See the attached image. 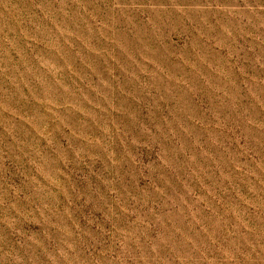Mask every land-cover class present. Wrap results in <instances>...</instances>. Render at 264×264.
Returning a JSON list of instances; mask_svg holds the SVG:
<instances>
[{
  "label": "rangeland",
  "instance_id": "1",
  "mask_svg": "<svg viewBox=\"0 0 264 264\" xmlns=\"http://www.w3.org/2000/svg\"><path fill=\"white\" fill-rule=\"evenodd\" d=\"M0 264H264V0H0Z\"/></svg>",
  "mask_w": 264,
  "mask_h": 264
}]
</instances>
